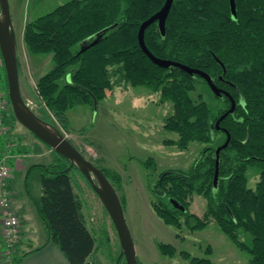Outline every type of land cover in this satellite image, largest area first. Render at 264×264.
<instances>
[{
  "label": "trees",
  "instance_id": "16d2710c",
  "mask_svg": "<svg viewBox=\"0 0 264 264\" xmlns=\"http://www.w3.org/2000/svg\"><path fill=\"white\" fill-rule=\"evenodd\" d=\"M235 1L236 17L230 0H174L165 34L158 23L145 31V43L156 56L208 72L236 100L235 111L220 123L222 129L216 122L231 107V98L223 95L220 100L224 106L217 112L201 93L196 101L191 92L198 83L209 87L208 82L178 66L154 63L139 44L141 23L165 0H69L27 22L23 37L30 53L52 54L54 66L38 79L37 87L39 97L65 127L68 109L76 104L95 105L114 83L127 82L146 85L160 91L162 99L172 100L174 113L164 127L177 132L179 138L167 142L183 149L191 141L211 143L217 133H225L219 145L228 137L229 143L220 152L217 186L213 183L219 145H207L187 172L166 170L159 174L152 189L155 210L166 223L178 228L186 224L195 229L214 220L235 244L251 254L250 264H264V0ZM104 28L109 29L82 50ZM5 79L8 85L7 74ZM41 117L61 130L46 109ZM12 119H16L14 113ZM56 155L48 164L31 165L43 169L42 193L34 202L47 226L48 240L70 264H93L97 236L88 226L83 200L73 184L72 172L80 170L74 166L66 171L70 161ZM149 164L154 166L153 160H147L146 166ZM250 165L260 169L255 188L247 184ZM102 170L115 185L117 176L109 169ZM194 192L207 198L203 217L189 210ZM240 230L251 235L250 244L240 239ZM160 247H166L163 253H175L174 247ZM119 254L114 264H127L124 256L118 261ZM16 260L18 264L21 257ZM190 264L212 263L193 257Z\"/></svg>",
  "mask_w": 264,
  "mask_h": 264
},
{
  "label": "rangeland",
  "instance_id": "374dc122",
  "mask_svg": "<svg viewBox=\"0 0 264 264\" xmlns=\"http://www.w3.org/2000/svg\"><path fill=\"white\" fill-rule=\"evenodd\" d=\"M8 1L17 39L22 94L38 115L43 116V109H46L63 134L87 159L117 176V180H113L114 186L122 201L139 263L190 264L193 257H198L209 259L212 264H250L251 254L235 244L216 221L209 220L204 226L195 229H190L186 224L178 228L166 223L154 206L156 198L152 189L159 174L166 170L187 172L199 158L203 148L222 143L225 133H217L216 140L211 143L191 141L183 149L175 143L167 142L179 138L177 132L164 127L166 119L174 113L172 100L162 99L160 91L146 85L134 86L127 82L114 83L106 89V97L95 105L76 104L68 109V126H63L39 97L37 87L38 79L54 66L52 54L30 53L24 42L23 32L27 22L51 12L69 0ZM5 78L6 70L0 66V87L9 97ZM199 93L215 112L224 106L210 86L198 83L197 89L191 92L196 101L200 99L197 98ZM13 113L11 105L5 115V124L8 126L5 140L13 142V152L20 163L28 166L29 163L48 164L56 160V151L17 119H12ZM147 160H153L154 166H146ZM42 173V167H33L30 171L29 167L13 171L14 197L19 204L30 206L31 213L35 216L37 212L34 211V198H39L42 193ZM72 175L75 190L84 203L88 226L97 236V250L91 261L93 264H114L121 246L112 218L90 182L78 171H73ZM246 177L248 186L255 188L260 179V169L250 165ZM213 186L215 187L214 183ZM189 204L190 212L200 217L207 211V198L201 193L194 192ZM33 231L39 240L44 236L45 227L37 226ZM251 238L248 232L240 230L242 241L250 244ZM161 244L174 247L175 253H163L166 247L162 249ZM14 262L17 264V260Z\"/></svg>",
  "mask_w": 264,
  "mask_h": 264
},
{
  "label": "water",
  "instance_id": "95a60500",
  "mask_svg": "<svg viewBox=\"0 0 264 264\" xmlns=\"http://www.w3.org/2000/svg\"><path fill=\"white\" fill-rule=\"evenodd\" d=\"M173 1L174 0H165L163 6L156 13L141 23L138 31L139 44L154 63L163 67L178 66L189 73H197L208 82L212 92L217 97L222 98L223 95H228L231 98V107L228 108L216 122V127L218 129H222L220 125L221 121L230 113H233L236 109L237 103L232 95H229L221 87H219L208 72L198 68L186 66L178 61L158 57L150 51L145 43V31L147 27L154 22L158 23L159 30L162 34H165L166 21ZM230 4L233 14H236V1L230 0ZM108 29L109 28H104L99 31L95 35V38H93L92 42L84 45L82 50L89 45L95 44ZM87 41H89V39L84 42L86 43ZM0 51L6 69L9 98L15 118L22 125L32 131L39 139L51 146L57 153L61 154L70 161V165L66 168V171H69L74 166L80 170V172L90 182L92 188L98 194L112 218L121 246L118 261L122 256H124L127 264H140L137 258L131 231L126 221L122 201L114 184L110 181L102 168L96 166L92 161L87 159L78 147L69 138H67L60 129L43 119L26 103L21 90L17 39L12 24L8 0H0ZM240 101H243L242 97ZM228 143L229 137L226 142L216 149V171L214 176L215 187L217 186L219 180L220 152L228 145Z\"/></svg>",
  "mask_w": 264,
  "mask_h": 264
},
{
  "label": "built area",
  "instance_id": "2783aa9c",
  "mask_svg": "<svg viewBox=\"0 0 264 264\" xmlns=\"http://www.w3.org/2000/svg\"><path fill=\"white\" fill-rule=\"evenodd\" d=\"M0 56V66H3ZM28 105L29 103L26 102ZM11 102L8 93L0 87V138L8 132L5 124L6 113ZM30 106V105H29ZM31 107V106H30ZM32 108V107H31ZM5 147H0V223L3 245L0 249V264H13L16 248L21 239V219L14 205V191L11 187L12 167L9 158L12 156L13 142L5 140Z\"/></svg>",
  "mask_w": 264,
  "mask_h": 264
},
{
  "label": "crops",
  "instance_id": "0c3cea01",
  "mask_svg": "<svg viewBox=\"0 0 264 264\" xmlns=\"http://www.w3.org/2000/svg\"><path fill=\"white\" fill-rule=\"evenodd\" d=\"M5 139V136L2 139L0 138V147L5 146ZM13 149V154L9 158L10 165L12 167V174L14 170H26L28 167L30 171L32 169L31 164L29 163V165L27 166L25 164L20 163V160L18 159L17 155L13 152ZM14 180L15 177L14 175H12L10 182L12 189H14ZM14 205L17 214L20 216L21 219V239L18 244L19 246L16 248L14 260L19 259L21 257V260L18 264H70L65 255L59 249V247L52 241L48 240V229L44 220L38 212V207L36 203L34 211L37 212V216L31 213L30 206L26 204H19L16 198L14 200ZM37 226H40L42 228L43 226L45 227L44 236L42 237V239L39 240L37 234L33 231ZM27 229H30L31 231H27ZM2 245L3 238L0 223V249L2 248Z\"/></svg>",
  "mask_w": 264,
  "mask_h": 264
},
{
  "label": "bare ground",
  "instance_id": "6f19581e",
  "mask_svg": "<svg viewBox=\"0 0 264 264\" xmlns=\"http://www.w3.org/2000/svg\"><path fill=\"white\" fill-rule=\"evenodd\" d=\"M231 11H232V8H231ZM232 15L234 16V17H236L237 16V10H236V14H233V12H232ZM164 59V58H163ZM186 66H188V65H186ZM190 67V66H189ZM193 68V67H192ZM186 71V70H185ZM189 73V72H188ZM190 74H193V73H190ZM195 74H197V73H195ZM199 75V74H198ZM201 76V75H200ZM224 90V89H223ZM225 92H227L229 95H230V93L228 92V91H226V90H224ZM222 145V144H221ZM219 147V146H218Z\"/></svg>",
  "mask_w": 264,
  "mask_h": 264
},
{
  "label": "flooded vegetation",
  "instance_id": "af4514ba",
  "mask_svg": "<svg viewBox=\"0 0 264 264\" xmlns=\"http://www.w3.org/2000/svg\"><path fill=\"white\" fill-rule=\"evenodd\" d=\"M210 86V85H209ZM223 89V88H222ZM225 90V89H224Z\"/></svg>",
  "mask_w": 264,
  "mask_h": 264
}]
</instances>
